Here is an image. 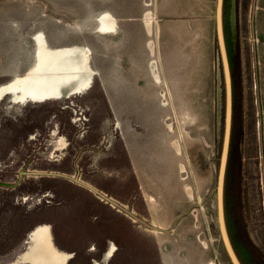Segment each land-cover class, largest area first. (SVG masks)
<instances>
[{
	"label": "rangeland",
	"instance_id": "374dc122",
	"mask_svg": "<svg viewBox=\"0 0 264 264\" xmlns=\"http://www.w3.org/2000/svg\"><path fill=\"white\" fill-rule=\"evenodd\" d=\"M216 2L0 0V84L32 63L38 32L52 46L87 47L95 71L70 99L0 104V264L43 223L70 264H231L216 206L225 118ZM101 12L116 19L114 32L95 29ZM245 13L236 0L232 34L225 0L233 115L224 206L244 263L264 264V118L250 94ZM161 15L169 45L150 58L145 43L156 42Z\"/></svg>",
	"mask_w": 264,
	"mask_h": 264
},
{
	"label": "bare ground",
	"instance_id": "6f19581e",
	"mask_svg": "<svg viewBox=\"0 0 264 264\" xmlns=\"http://www.w3.org/2000/svg\"><path fill=\"white\" fill-rule=\"evenodd\" d=\"M148 14L145 13V18H148ZM97 19L95 29L99 33L115 31L116 19L108 12H101ZM145 24L149 33L150 20H146ZM31 36L35 52L33 61L22 74H13L6 83L0 84V103L3 99L11 103L17 102L16 104L65 100L85 93L92 86L95 71L90 64V51L87 47L52 46L41 32L33 33ZM151 46L152 42L149 39L148 47L151 49ZM149 65L153 77L159 79L155 62L151 60ZM167 126L169 127V124ZM172 144L179 152L180 147L177 141L173 140ZM180 171L184 172L182 165H180ZM185 190L191 194L187 185ZM49 231L48 226L45 225L33 229L29 234L31 245L27 253L8 264H22L28 261L33 264H68V257L71 254L64 251L58 252L53 248L52 243L50 244L52 241L49 240L51 237ZM115 250L116 245L111 242L104 257L109 258ZM53 252L57 256L53 255Z\"/></svg>",
	"mask_w": 264,
	"mask_h": 264
},
{
	"label": "crops",
	"instance_id": "0c3cea01",
	"mask_svg": "<svg viewBox=\"0 0 264 264\" xmlns=\"http://www.w3.org/2000/svg\"><path fill=\"white\" fill-rule=\"evenodd\" d=\"M245 18L242 20L241 26L242 30L246 31V45L248 47V63H249V88L252 97V103L256 106V112L258 114L259 120L264 118V0H246V13ZM157 27L155 28L156 42L152 40L151 49L147 46L149 39L145 43V49H147L150 58L155 56V52L160 47L164 46L167 49L169 45V38L171 35L170 17L167 15L157 16ZM216 21V20H215ZM239 25V24H238ZM245 29V30H244ZM145 33L148 37L151 36L153 29L151 25V32L147 33L146 27L144 25ZM112 33V32H109ZM157 48V49H156ZM158 49V54H159ZM153 59V58H152ZM151 59L148 61V65ZM154 60V59H153ZM155 65H156V59ZM150 66V65H149ZM232 65H230L231 79H232ZM158 78L159 71L158 66ZM150 68V67H149ZM150 73L151 70L149 69ZM152 74V73H151ZM153 77V75H152ZM153 79L160 82V78ZM233 80V79H232ZM233 86V81H232ZM233 89V88H232ZM174 140V139H173ZM173 149L176 150L175 146L172 144ZM181 151V146H180Z\"/></svg>",
	"mask_w": 264,
	"mask_h": 264
},
{
	"label": "water",
	"instance_id": "95a60500",
	"mask_svg": "<svg viewBox=\"0 0 264 264\" xmlns=\"http://www.w3.org/2000/svg\"><path fill=\"white\" fill-rule=\"evenodd\" d=\"M224 3L225 0H217L216 2V10H215V32H216V40L218 47L219 60L222 66V77L224 79V95H225V118H224V131L222 137V148L220 152V161L218 166V177L216 182V206H217V222L219 226L220 238H222V242L228 254L231 264H241L237 253H235L231 239L229 238L228 230H227V222L225 220V206H224V196H225V181H226V169L228 165V155L230 149V138L232 131V79H231V71H230V63L228 61V50L226 47L225 41V31H224ZM230 22L229 25L230 31L232 34L234 33L233 29L236 26V0H230ZM145 18V16H144ZM218 83H220L219 77ZM7 94V93H6ZM220 88L217 89V120L220 119ZM20 101V100H17ZM17 103V102H16Z\"/></svg>",
	"mask_w": 264,
	"mask_h": 264
},
{
	"label": "flooded vegetation",
	"instance_id": "af4514ba",
	"mask_svg": "<svg viewBox=\"0 0 264 264\" xmlns=\"http://www.w3.org/2000/svg\"><path fill=\"white\" fill-rule=\"evenodd\" d=\"M72 97V96H71ZM70 99V98H69ZM1 104V103H0ZM233 115V114H232ZM231 126H232V123H231ZM232 132V131H231ZM228 157H229V155H228ZM225 220H226V222H227V230H228V232L230 233V235H229V238L232 240V238H233V236H232V238H231V230H232V227H231V225H230V223L228 222V220H227V214H226V212H225ZM43 225H45V226H48V228H49V233H50V235H51V237H50V241H52V242H50V244L53 246V248L56 250V251H64L65 253H68L69 255L71 254V253H69V252H66L65 250H63L60 246H58V243L56 242V239L54 238V236H53V233H52V229H51V226H49L48 224H46V223H43L42 225H38V226H43ZM38 226H36V227H38ZM35 229V228H34ZM30 234V233H29ZM29 234L26 236V238H25V240H24V245H25V248L21 251V252H19L15 257H13L12 258V261L13 260H16V258L17 257H19V256H21V255H23V254H25V253H27V251L29 250V248H30V245H31V243H30V240H29ZM232 235H233V230H232ZM235 240V239H234ZM235 243H236V245L237 246H239V244L235 241ZM27 244V245H26ZM109 246H110V244L108 245V247H107V250H108V248H109ZM29 247V248H28ZM49 249L51 250V247H49ZM53 250V249H52ZM107 250H106V252H107ZM235 251V250H234ZM23 252V253H22ZM52 252V251H51ZM106 252H105V254H106ZM236 253V252H235ZM20 254V255H19ZM105 254H104V256H105ZM53 255H56L54 252H53ZM57 256V255H56ZM69 259H68V261H67V263L68 264H70L71 263V261H72V258H73V256H72V254L68 257ZM29 262V263H28ZM28 262H24V263H22V264H33V263H31L30 261H28ZM241 262V261H240ZM10 263H12V262H10ZM242 263V262H241Z\"/></svg>",
	"mask_w": 264,
	"mask_h": 264
},
{
	"label": "trees",
	"instance_id": "16d2710c",
	"mask_svg": "<svg viewBox=\"0 0 264 264\" xmlns=\"http://www.w3.org/2000/svg\"><path fill=\"white\" fill-rule=\"evenodd\" d=\"M224 28H225V26H224ZM226 47H227V43H226ZM227 50H228V47H227ZM230 65H232V64L230 63ZM227 168H228V165H227ZM225 212H226V208H225ZM228 234L230 235L229 232H228ZM231 238H232V230H231ZM231 242H232L233 249L235 250V252L237 253V255L239 257V260L242 262V264H245L244 263L245 262V260H244V253L245 252H244V249H242L243 247L241 248L240 246H237L234 238H232Z\"/></svg>",
	"mask_w": 264,
	"mask_h": 264
}]
</instances>
